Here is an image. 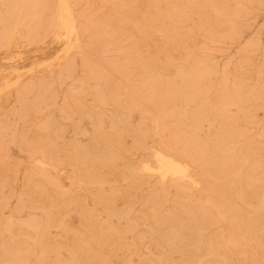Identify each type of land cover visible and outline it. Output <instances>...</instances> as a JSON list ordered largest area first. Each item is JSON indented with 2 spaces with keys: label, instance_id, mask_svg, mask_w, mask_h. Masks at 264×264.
I'll return each instance as SVG.
<instances>
[{
  "label": "bare ground",
  "instance_id": "6f19581e",
  "mask_svg": "<svg viewBox=\"0 0 264 264\" xmlns=\"http://www.w3.org/2000/svg\"><path fill=\"white\" fill-rule=\"evenodd\" d=\"M75 1L0 0V264H264V0Z\"/></svg>",
  "mask_w": 264,
  "mask_h": 264
},
{
  "label": "rangeland",
  "instance_id": "374dc122",
  "mask_svg": "<svg viewBox=\"0 0 264 264\" xmlns=\"http://www.w3.org/2000/svg\"><path fill=\"white\" fill-rule=\"evenodd\" d=\"M81 1L76 0L74 2V5L78 6L77 8L80 11L82 10L80 7ZM89 1L95 4L97 15L105 12V6L102 5L101 0ZM60 50V45L50 38L40 39L33 43L17 42L9 50L6 49L5 52H0V84L2 83L1 71L8 72V67L3 64L9 63L17 66L22 73L31 72L44 61H50L57 57L60 54ZM261 117L262 115L259 113V118ZM262 257L264 259V255Z\"/></svg>",
  "mask_w": 264,
  "mask_h": 264
}]
</instances>
